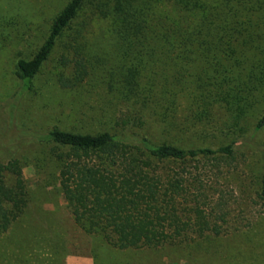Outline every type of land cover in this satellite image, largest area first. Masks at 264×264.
<instances>
[{"label": "trees", "instance_id": "obj_1", "mask_svg": "<svg viewBox=\"0 0 264 264\" xmlns=\"http://www.w3.org/2000/svg\"><path fill=\"white\" fill-rule=\"evenodd\" d=\"M87 6L106 22L115 44L108 84L128 112L119 129L87 133L55 126L41 134L15 131L10 122L0 152L28 140L48 146L75 223L119 250L195 245L197 252L215 254V240L236 223L234 203L240 201L229 196L246 189L237 181L225 185L230 191L208 184L198 170L235 169L237 144L264 129V0H69L43 44L17 60L23 91L32 89L59 45H66L57 72L61 86L86 82L92 66L77 22ZM182 101L194 125L218 116L226 140L195 145L183 137L187 125L177 120ZM150 124L160 139L134 130ZM23 164L0 163V237L30 203ZM256 194L264 207V176Z\"/></svg>", "mask_w": 264, "mask_h": 264}, {"label": "rangeland", "instance_id": "obj_2", "mask_svg": "<svg viewBox=\"0 0 264 264\" xmlns=\"http://www.w3.org/2000/svg\"><path fill=\"white\" fill-rule=\"evenodd\" d=\"M68 1L0 0V137L4 136L10 122L15 131L31 130L41 134L55 126L87 133L114 131L128 113L108 84L115 44L107 36L106 22L88 6L77 22V28L81 29L80 43L86 46L92 66L86 82L75 89L61 86L57 72L66 45H59L34 80L32 89L22 90L15 76L17 60L29 57L43 44L54 17ZM69 42L65 40L67 45ZM97 59H100L99 64ZM218 118L214 116L209 124L194 125L186 101L178 108V123L187 125L182 136L195 145H200L203 139L212 144L226 140L227 130ZM149 126L134 130L160 139L159 130ZM251 136L250 132L236 146L235 169L220 173L209 165L200 166L198 170L208 184L216 183L230 191L225 185H235L237 181L246 189L239 196H229L231 200L240 201L234 203L236 223L226 236L215 240L217 252L209 256L204 254V249L195 251V245L189 250L168 247L123 251L109 245L102 236L87 234L75 223L61 194L58 165L48 146L28 140L1 151L0 163L18 159L26 163L24 169H32L33 174L24 176L30 196L25 213L0 237V264H264V207L256 194L264 176V129ZM164 168L169 171L173 167ZM194 169L191 172H195ZM196 177L193 175L191 179ZM239 253L247 255L248 259L236 257Z\"/></svg>", "mask_w": 264, "mask_h": 264}, {"label": "clouds", "instance_id": "obj_3", "mask_svg": "<svg viewBox=\"0 0 264 264\" xmlns=\"http://www.w3.org/2000/svg\"><path fill=\"white\" fill-rule=\"evenodd\" d=\"M22 174L27 178L29 175L33 174V170L32 169H21Z\"/></svg>", "mask_w": 264, "mask_h": 264}]
</instances>
